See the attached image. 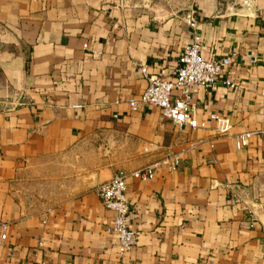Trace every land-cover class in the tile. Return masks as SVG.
Returning a JSON list of instances; mask_svg holds the SVG:
<instances>
[{"label": "crops", "instance_id": "1", "mask_svg": "<svg viewBox=\"0 0 264 264\" xmlns=\"http://www.w3.org/2000/svg\"><path fill=\"white\" fill-rule=\"evenodd\" d=\"M196 33L236 84L191 87L205 127L132 110L140 68L170 80ZM263 125L264 0H192L164 19L124 0H0V264H264V138L235 140ZM146 166L151 180L127 178L137 242L119 254L96 189Z\"/></svg>", "mask_w": 264, "mask_h": 264}, {"label": "built area", "instance_id": "2", "mask_svg": "<svg viewBox=\"0 0 264 264\" xmlns=\"http://www.w3.org/2000/svg\"><path fill=\"white\" fill-rule=\"evenodd\" d=\"M185 22L192 28L196 26L194 16L185 18ZM231 58L204 57L201 52V38L196 33L191 42L183 45L177 65L172 71L170 80L163 79L160 75L148 73L145 67L140 72L147 79L146 88L137 98H130L128 103L132 110L140 106H155L161 110L164 118L171 121L174 127L204 128L205 122H198L190 105L191 87L195 85L203 87L215 86L218 82L229 88L236 86L235 82L222 78L224 70L229 66ZM215 121L214 131L217 134L229 133L231 123L228 117L216 114L211 115ZM259 134L264 138V125L255 131H245L235 135L237 147H244L249 138ZM179 164V159L174 158L170 164L173 170ZM154 176V169L146 166L132 171L130 174H117L111 179L97 186V194L103 207L111 213L108 231L116 237V248L119 254H124L133 249L137 242V231L129 228L128 219L131 206L127 197V178L139 181H149ZM8 223H0V244L6 240ZM261 255L264 260V233L262 234ZM38 264H47L42 261Z\"/></svg>", "mask_w": 264, "mask_h": 264}, {"label": "rangeland", "instance_id": "3", "mask_svg": "<svg viewBox=\"0 0 264 264\" xmlns=\"http://www.w3.org/2000/svg\"><path fill=\"white\" fill-rule=\"evenodd\" d=\"M139 8L144 15L157 19L184 16L191 8L192 0H124Z\"/></svg>", "mask_w": 264, "mask_h": 264}]
</instances>
